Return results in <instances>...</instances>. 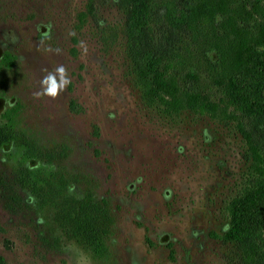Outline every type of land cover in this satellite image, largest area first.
<instances>
[{
    "label": "rangeland",
    "instance_id": "374dc122",
    "mask_svg": "<svg viewBox=\"0 0 264 264\" xmlns=\"http://www.w3.org/2000/svg\"><path fill=\"white\" fill-rule=\"evenodd\" d=\"M128 24L119 0H0V122L7 112L17 132L61 153L59 167L87 182L71 193L93 188L115 224L102 256L50 228L12 182L11 146L0 145L2 264H233L221 237L250 188L249 142L264 152V120L148 102ZM61 65L70 83L37 97ZM245 214L264 233V202Z\"/></svg>",
    "mask_w": 264,
    "mask_h": 264
},
{
    "label": "trees",
    "instance_id": "16d2710c",
    "mask_svg": "<svg viewBox=\"0 0 264 264\" xmlns=\"http://www.w3.org/2000/svg\"><path fill=\"white\" fill-rule=\"evenodd\" d=\"M119 1L148 102L168 113L188 109L220 120H264V0ZM3 116L0 145L11 146L12 182L30 194L46 225L102 256L115 225L110 202L88 186L72 194L71 186L85 178L69 175L57 164L61 153L38 147L14 129L7 112ZM249 144L250 188L232 201L221 237L234 249L233 264H264L263 226L250 230L245 214L248 206L264 202V152Z\"/></svg>",
    "mask_w": 264,
    "mask_h": 264
},
{
    "label": "clouds",
    "instance_id": "9594fccd",
    "mask_svg": "<svg viewBox=\"0 0 264 264\" xmlns=\"http://www.w3.org/2000/svg\"><path fill=\"white\" fill-rule=\"evenodd\" d=\"M59 77V79H57ZM70 80L67 76L66 68L61 65L58 66L54 72H49L41 81L42 91L36 93L37 97L41 95H47L55 98L61 90H63Z\"/></svg>",
    "mask_w": 264,
    "mask_h": 264
}]
</instances>
